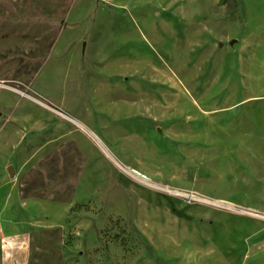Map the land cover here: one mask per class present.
I'll return each instance as SVG.
<instances>
[{
  "label": "rangeland",
  "instance_id": "1",
  "mask_svg": "<svg viewBox=\"0 0 264 264\" xmlns=\"http://www.w3.org/2000/svg\"><path fill=\"white\" fill-rule=\"evenodd\" d=\"M0 264H264V0H0Z\"/></svg>",
  "mask_w": 264,
  "mask_h": 264
},
{
  "label": "water",
  "instance_id": "2",
  "mask_svg": "<svg viewBox=\"0 0 264 264\" xmlns=\"http://www.w3.org/2000/svg\"><path fill=\"white\" fill-rule=\"evenodd\" d=\"M8 170H9L10 176L14 177L15 176L14 168L11 166V167H9Z\"/></svg>",
  "mask_w": 264,
  "mask_h": 264
},
{
  "label": "bare ground",
  "instance_id": "3",
  "mask_svg": "<svg viewBox=\"0 0 264 264\" xmlns=\"http://www.w3.org/2000/svg\"><path fill=\"white\" fill-rule=\"evenodd\" d=\"M90 135L94 138V139H96V140H98L99 141V138L95 135V134H93V133H90Z\"/></svg>",
  "mask_w": 264,
  "mask_h": 264
}]
</instances>
